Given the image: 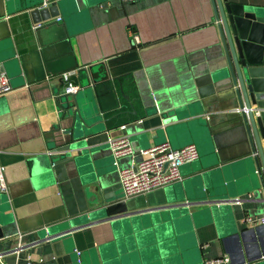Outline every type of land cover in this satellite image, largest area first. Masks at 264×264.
I'll use <instances>...</instances> for the list:
<instances>
[{
  "label": "crops",
  "instance_id": "1",
  "mask_svg": "<svg viewBox=\"0 0 264 264\" xmlns=\"http://www.w3.org/2000/svg\"><path fill=\"white\" fill-rule=\"evenodd\" d=\"M227 1L264 13V0ZM32 2L0 0V71L12 87L0 95L7 185L0 264H77L72 246L82 264H206L224 255L225 264H264V224L242 222L264 215V186L241 175L251 142L238 100L225 88L214 0H86L69 21L60 15L39 28L28 14ZM65 74L78 85L86 119L68 160L54 148L73 121L60 99L71 94ZM161 126L172 128L176 143L193 134L208 149L205 159L182 164L177 182L125 197L120 169L154 146ZM124 137L134 153L115 157L110 140ZM224 168L231 194L208 179L223 177ZM91 179L126 209L108 214L95 205Z\"/></svg>",
  "mask_w": 264,
  "mask_h": 264
},
{
  "label": "water",
  "instance_id": "2",
  "mask_svg": "<svg viewBox=\"0 0 264 264\" xmlns=\"http://www.w3.org/2000/svg\"><path fill=\"white\" fill-rule=\"evenodd\" d=\"M214 2L217 12L216 18L219 21L227 54L225 88H230L238 100L240 114L249 132L251 142V155L244 159L245 166L241 175L252 180L254 177H259L261 185L264 186V149L262 146L264 142V13L241 4L229 3L227 0H214ZM85 3L86 0H33L29 6L32 8L28 14L33 23L39 24L37 27L39 28L42 25L41 22L48 21L46 25L55 23L49 20L60 15H63L64 22L69 21L75 13L85 9ZM6 59L9 58H2L3 61ZM60 99L66 103L68 108L72 107L73 121L71 127L62 133L66 137L61 136L54 148L60 153V158L68 160L71 157V151L79 148V142L84 139L82 135L85 133L86 119L78 109L76 92L62 94ZM252 104H256L255 109L252 108ZM196 121L197 119L192 120L188 125H195ZM117 129L120 130L121 128L118 127ZM171 129L169 126L158 128L155 131L154 145L168 142L173 149H176L194 144L201 159H205L208 153L206 145L201 146L193 134L185 142L176 143L172 137ZM130 145L132 147L131 142ZM79 156L80 154H78ZM76 158L77 156L74 157V159ZM233 166L231 165V168ZM223 174V177H216L212 173L208 179L213 180V184L222 183L218 185L220 187L224 184L228 187V193L231 194L229 189L231 172L224 168ZM208 179L205 178V181ZM89 184L94 187L93 190L100 199L95 205L104 206L108 214L119 213L126 209L122 202L111 204L112 197L98 186L96 179H91ZM205 192H208V189H205ZM202 198V196L197 195L194 199L200 200ZM67 237L69 236H62L61 240H66ZM125 248L130 249L126 243ZM71 249L75 256L73 259L77 264H82L81 250L74 248V246ZM88 252L94 255L95 249H90ZM119 254L122 255V251L118 244Z\"/></svg>",
  "mask_w": 264,
  "mask_h": 264
},
{
  "label": "built area",
  "instance_id": "3",
  "mask_svg": "<svg viewBox=\"0 0 264 264\" xmlns=\"http://www.w3.org/2000/svg\"><path fill=\"white\" fill-rule=\"evenodd\" d=\"M57 19L59 20L60 17ZM38 26L39 24H35L34 28ZM130 34L134 43L139 44L140 40L136 32L130 30ZM64 80L66 81V93H74L77 91L78 85L69 80L68 74L64 75ZM11 88L9 78L4 72L0 71V95L9 92ZM120 127L123 128L124 125ZM110 146L115 157L134 153L129 140L125 137L121 140H110ZM140 154V160L129 167L120 169L119 183L125 197L143 194L181 180L180 166L199 158L198 149L194 144L173 149L168 142L141 149ZM6 190L4 166L0 165V192H6ZM242 222L247 225L264 224V215H245ZM227 261L228 257L224 255L222 257L211 258L206 261V264H225ZM26 264L32 263L29 260Z\"/></svg>",
  "mask_w": 264,
  "mask_h": 264
}]
</instances>
